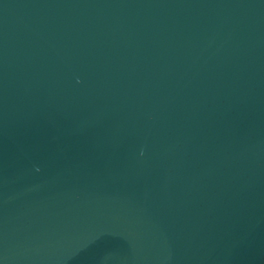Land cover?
Returning a JSON list of instances; mask_svg holds the SVG:
<instances>
[{
	"label": "water",
	"instance_id": "water-1",
	"mask_svg": "<svg viewBox=\"0 0 264 264\" xmlns=\"http://www.w3.org/2000/svg\"><path fill=\"white\" fill-rule=\"evenodd\" d=\"M0 264H264V0H0Z\"/></svg>",
	"mask_w": 264,
	"mask_h": 264
}]
</instances>
